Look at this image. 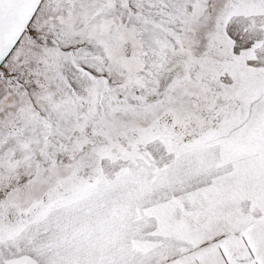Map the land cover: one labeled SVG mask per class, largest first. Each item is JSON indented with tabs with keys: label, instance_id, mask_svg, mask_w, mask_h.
<instances>
[{
	"label": "snow or ice",
	"instance_id": "obj_1",
	"mask_svg": "<svg viewBox=\"0 0 264 264\" xmlns=\"http://www.w3.org/2000/svg\"><path fill=\"white\" fill-rule=\"evenodd\" d=\"M0 264H264V0H0Z\"/></svg>",
	"mask_w": 264,
	"mask_h": 264
}]
</instances>
